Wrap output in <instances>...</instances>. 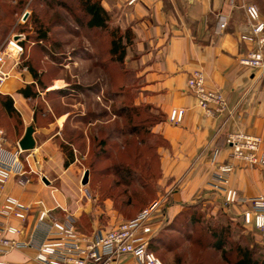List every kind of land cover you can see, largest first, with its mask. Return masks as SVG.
I'll return each instance as SVG.
<instances>
[{
	"label": "crops",
	"instance_id": "0c3cea01",
	"mask_svg": "<svg viewBox=\"0 0 264 264\" xmlns=\"http://www.w3.org/2000/svg\"><path fill=\"white\" fill-rule=\"evenodd\" d=\"M99 1L110 19L128 27L132 34L124 58L136 81L132 104L148 105L163 116L150 128L161 139L156 147L160 173L152 236L178 233L175 223L184 222L187 226L189 214L198 208L242 224L243 206L226 209L221 193L211 187L210 179L218 163L229 162L233 165L229 183L240 197L264 195V169L233 158L225 143L230 132L239 131L260 136L264 148V65L251 68L239 63L240 58L256 48L254 42L240 38L250 30L244 8L253 4L264 17V0ZM194 70L202 71L207 87L224 96L225 112L210 117L197 106L186 85L188 75ZM29 72L33 77V72ZM32 84L33 79L22 86L11 78L0 90V130L4 137L0 161L10 165L14 172H25L29 179L27 184L20 185L16 176L11 175L0 187V203L6 195H12L30 206L24 221L8 220L21 229L10 236L22 242L39 243L42 235L35 227L42 207L48 210L49 222H64L71 216L80 234L109 230L121 222L111 199L94 206L77 193L73 202L74 197L63 187L49 188L52 181L48 177L54 172L60 186L67 183L65 173L78 156L73 145L65 144L61 138V122L69 121V112L65 113L66 118H55L47 125L34 124L38 118L33 98L42 94L37 86L38 93H33ZM172 108L185 109L180 123L167 120ZM27 126L33 128L35 145L30 150H21L18 142ZM65 161H69L67 165ZM247 229L252 231L257 243L264 245L261 232L253 227ZM35 253V246L18 248L1 254L0 260L30 264ZM111 264L138 263L130 256H123Z\"/></svg>",
	"mask_w": 264,
	"mask_h": 264
},
{
	"label": "rangeland",
	"instance_id": "374dc122",
	"mask_svg": "<svg viewBox=\"0 0 264 264\" xmlns=\"http://www.w3.org/2000/svg\"><path fill=\"white\" fill-rule=\"evenodd\" d=\"M63 2L66 3L64 7L56 3L47 6L43 0H0V44L9 35L15 33H22L25 36L24 51L8 79L13 78L22 86H27L33 79L30 89L33 93L39 91L42 94L33 98V106L38 118L34 121L35 125H47L55 118H66L65 113H70L69 121L61 122V138L66 144L67 134L73 135L71 145L74 147L78 160L65 173L68 177L67 183L60 186L58 175L54 172L48 177L52 181L49 188L63 187V190L74 197L73 202L77 199L75 196L77 193L79 196L88 198L94 206L99 204L101 206L106 198L111 199L112 207L117 210L118 221H125L135 217L140 210L155 202L158 197L157 179L160 172L155 147L160 143L150 132L156 112H150L138 105L139 116L134 115L131 120H128L129 112L126 104L133 99L136 81L128 71L125 61L117 66L110 62L108 54L109 31L115 27L123 31L125 27L116 20L110 19L107 30L83 28L79 24L83 16L78 8L72 1ZM39 28L46 32V39L36 38ZM29 67L34 69L41 82L38 83L39 85L35 84L36 78L31 76ZM43 88L48 89L43 90ZM79 113L80 116L77 115ZM133 127L138 129L135 130V134H130ZM97 129H100V132ZM148 129L149 134L146 133ZM84 130L85 133H83ZM113 130H121L123 133L117 135L113 133ZM107 134L111 139L107 137ZM94 135H97L96 141L100 138L107 139L106 149L109 151L110 143H120L122 152L118 153L119 161H127L129 157L132 163L135 146L142 147L141 149L144 150L142 159L149 160L151 165L149 193L136 189L135 186H130L129 190L127 187L128 191L122 193L125 187L119 185L118 191L114 190L118 195L116 200L113 198L115 193L108 194L110 183L114 178L113 170L103 169L105 172L99 174L93 168L89 169L91 151L95 143L92 139ZM140 140L143 142L142 145ZM111 152L113 154L112 149ZM105 156L107 154H101L94 167L104 168L111 164L110 160L104 159ZM37 168L40 170L41 167ZM85 170L89 172L88 182L83 185L81 179ZM35 177L37 179V176ZM130 194L133 197L131 203L124 204L126 196ZM144 200L145 205L139 204ZM194 212H196L195 216L201 219L195 227L190 228L184 222L182 224L176 222L174 228L178 233H169L177 239L178 247L170 251L162 248L154 250L163 264H174L176 256L183 250L182 254L185 255L181 264H192L203 258L206 259L204 264H227L221 259V254L213 248L205 246L202 249L204 251L201 252L200 248L194 246L193 241L186 240L188 235L191 238H194L198 232L202 235L201 226L229 223L231 240L243 241L240 235L245 239L251 237V241L252 238L255 240L252 231L236 220L218 213H209L201 208ZM205 244L206 241L203 239V246ZM257 244L261 251H264V245ZM231 248L229 245L225 247L226 250ZM227 256L232 261L235 253L231 251Z\"/></svg>",
	"mask_w": 264,
	"mask_h": 264
},
{
	"label": "built area",
	"instance_id": "2783aa9c",
	"mask_svg": "<svg viewBox=\"0 0 264 264\" xmlns=\"http://www.w3.org/2000/svg\"><path fill=\"white\" fill-rule=\"evenodd\" d=\"M244 9L250 30L241 34L240 38L254 42L256 48L240 58L239 63L258 68L264 65V17H261L258 8L253 4L245 6ZM24 41V34L15 33L0 44V90L19 63L24 51ZM186 85L205 115L215 117L225 112L227 103L224 96L218 90L207 87L202 71H192L187 77ZM184 114V108H172L167 120L180 123ZM3 142V132L0 130V151ZM225 142L233 158L251 167L264 169V148L260 136L239 131L230 132ZM232 171L231 163H218L211 173L210 185L221 193L226 209L243 206L240 214L243 226L253 227L264 235V195L240 197L238 191L229 183ZM11 175L16 176L20 185L29 182L25 172H14L10 165L0 161V187ZM156 207L157 202H152L134 218L121 221L109 230L90 235L78 233L71 216L64 222H49L48 210L42 207L38 211L35 227L42 239L35 244L33 240L22 242L10 236L19 233L21 229L9 224L8 220L14 218L24 221L30 206L12 195H6L0 203V255L13 249L35 246L36 253L30 264H111L123 256L134 258L138 264H163L148 247L153 234L152 221ZM0 264L13 263L0 260Z\"/></svg>",
	"mask_w": 264,
	"mask_h": 264
},
{
	"label": "trees",
	"instance_id": "16d2710c",
	"mask_svg": "<svg viewBox=\"0 0 264 264\" xmlns=\"http://www.w3.org/2000/svg\"><path fill=\"white\" fill-rule=\"evenodd\" d=\"M44 3L47 6L53 5L54 3L58 4L59 6L64 7L66 5V0H43ZM72 1L73 5L78 8V10L81 12L83 18L80 19L79 24L81 27L89 29V30H107L109 29L108 23L110 20V16L108 12L102 7L99 0H69ZM41 26V24H39ZM38 29V28H37ZM109 48H108V54H109V60L110 62H113L117 66L119 64H122L124 62L125 54H126V48L132 43V34L130 32V29L128 27H125L123 31L119 27H115L112 30L109 31ZM38 40L40 39H46V32L41 30H37V36ZM29 71L33 72V76L36 78L37 83H41L40 80L37 78L36 73L34 69L28 68ZM129 102L126 104L127 111L129 112L128 120H131L132 117L139 116L138 111V105L132 104V102ZM8 100L4 102L5 108L8 107ZM139 107H144L145 110L148 111H154L156 112V115H154L153 123L163 119V116L157 112L156 110L152 109L148 105H139ZM126 111V112H127ZM127 112V113H128ZM152 123V124H153ZM137 127V126H135ZM138 128H134L130 130V134H135V130ZM97 131L100 132V129H97ZM114 134H122L123 132L121 130H113ZM146 133H150L149 129L146 130ZM152 134V133H151ZM79 136V134H78ZM155 136V135H154ZM107 137L111 139L110 135L107 134ZM157 137V136H156ZM97 135H94L92 137L94 146L92 149V158L89 163V169H94L95 172L103 173L105 170H113V181L110 183V191L109 195H114L113 197L115 200L117 199L118 191L117 188L119 185L124 186L125 188L122 190V193H126L130 188V186H135L136 189H141L142 191H147L149 193V190L151 189V181H150V174L149 170L151 168V165L149 164V160L142 159V156L144 154V150H142L141 146H135L134 148V161L130 163L129 157H127L126 160H120L118 158L119 151L122 152V148L120 147V143L118 142H112L109 144L110 151L106 149L107 145V139L106 138H100L96 141ZM68 144H71L73 141V135L67 134ZM159 143H161V139L157 137ZM143 142L140 140V145H142ZM159 145V144H158ZM157 145V146H158ZM156 146V147H157ZM152 147V146H151ZM156 147H155V155L156 153ZM111 149L113 150V154L111 152ZM69 156L71 161L72 158V151L69 150ZM127 153V152H126ZM101 154H107L105 156V160H110L111 164L104 166V168H96L94 165L101 157ZM128 156V155H127ZM114 157V158H113ZM118 159V160H117ZM141 160V163L139 161ZM158 159V158H157ZM114 160V162H112ZM69 161H65V165L68 164ZM159 165V164H158ZM112 168V169H111ZM159 168V166H158ZM103 169H105L103 171ZM128 187V190H127ZM135 189V188H134ZM131 191H135L132 190ZM134 193V192H133ZM132 195L126 196L124 200V204H130ZM139 204L145 205L146 201H141ZM148 206V205H147ZM196 212H192L189 214L187 218V225L190 226V228H193L196 226V223L201 220L197 216H195ZM134 218V217H133ZM132 219V218H131ZM201 233L196 234L194 238H191L190 235L186 236V240L188 242L193 241L194 246L200 248L201 252H203L205 246H209L213 248L214 251H218L221 254V259L226 262L227 264H264V251H261L260 246L255 242V240L251 237L245 239L242 235L239 237L243 239V241L237 240L234 241L231 240V225L229 223L225 224H216L215 226H201ZM202 239V241H201ZM203 239L206 241V244L203 246ZM226 245L231 246V250H226ZM149 250H151L154 253V250H158L159 248L164 250H173L175 247H178L177 239L173 238L170 234L161 233L159 235L152 236L149 242ZM257 250V251H256ZM260 250V251H259ZM234 252L235 256L232 261L228 258L229 252ZM183 251H181V254L176 256L174 264H181L183 262V256L185 254H182ZM257 252V253H256ZM206 262V259L203 258L201 260H197L192 264H204Z\"/></svg>",
	"mask_w": 264,
	"mask_h": 264
},
{
	"label": "water",
	"instance_id": "95a60500",
	"mask_svg": "<svg viewBox=\"0 0 264 264\" xmlns=\"http://www.w3.org/2000/svg\"><path fill=\"white\" fill-rule=\"evenodd\" d=\"M33 128L32 126H27L25 133L22 138L19 140L18 145L21 150H30L34 148L35 141L32 136ZM88 170L84 171V174L81 179V184L85 185L88 182Z\"/></svg>",
	"mask_w": 264,
	"mask_h": 264
}]
</instances>
